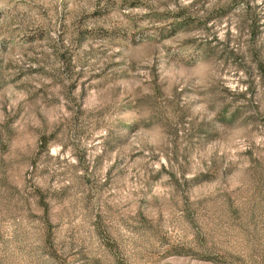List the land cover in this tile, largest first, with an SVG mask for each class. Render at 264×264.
I'll return each instance as SVG.
<instances>
[{
  "label": "rangeland",
  "instance_id": "rangeland-1",
  "mask_svg": "<svg viewBox=\"0 0 264 264\" xmlns=\"http://www.w3.org/2000/svg\"><path fill=\"white\" fill-rule=\"evenodd\" d=\"M0 264H264V0H0Z\"/></svg>",
  "mask_w": 264,
  "mask_h": 264
},
{
  "label": "trees",
  "instance_id": "trees-1",
  "mask_svg": "<svg viewBox=\"0 0 264 264\" xmlns=\"http://www.w3.org/2000/svg\"><path fill=\"white\" fill-rule=\"evenodd\" d=\"M47 141L48 139L45 135L40 136L39 143L42 147L46 145Z\"/></svg>",
  "mask_w": 264,
  "mask_h": 264
}]
</instances>
